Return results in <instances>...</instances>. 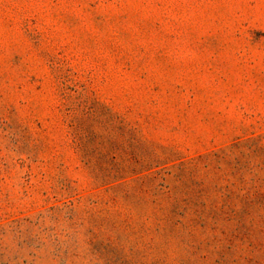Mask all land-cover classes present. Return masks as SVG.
<instances>
[{"label": "rangeland", "instance_id": "rangeland-1", "mask_svg": "<svg viewBox=\"0 0 264 264\" xmlns=\"http://www.w3.org/2000/svg\"><path fill=\"white\" fill-rule=\"evenodd\" d=\"M0 264H264V0H0Z\"/></svg>", "mask_w": 264, "mask_h": 264}]
</instances>
